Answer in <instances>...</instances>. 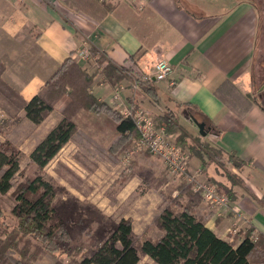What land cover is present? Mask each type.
Wrapping results in <instances>:
<instances>
[{
  "label": "trees",
  "instance_id": "1",
  "mask_svg": "<svg viewBox=\"0 0 264 264\" xmlns=\"http://www.w3.org/2000/svg\"><path fill=\"white\" fill-rule=\"evenodd\" d=\"M101 2L106 8H112L109 1ZM88 60L97 65L95 70L90 71L85 66ZM136 63L133 57L124 63L113 62L91 45L86 60L67 57L38 93L25 100L3 78L5 63L0 59V95L16 110L11 115V111L5 108L7 117L2 121L4 124H0V130L19 111L24 112L21 118L34 124L43 123L53 111L60 114L59 120L35 142L30 152V159L36 167L32 174L22 177V151L9 140L0 141V218L6 209L15 220L13 226L0 222V264H39L41 256L46 254L54 257V264H139L143 256L154 264H264V232L256 230L253 225L241 229L236 239L228 240L201 224L205 216H199L197 221H188L192 224L190 229L185 227L187 221L183 220L177 224L176 231H169L168 223L158 216L163 234L153 238L145 232L135 233L130 218L105 216L96 205H84L58 196L57 186L45 177L44 168L66 144L75 136L87 139L80 125L88 128L91 134L102 136L105 129H112L113 138L107 151L110 160L115 163L123 153L131 150L139 137L135 121L95 95L92 87L95 83L107 82L117 89L126 80L130 86L136 83L152 100H157L160 96L159 80L144 79L136 70ZM215 94L241 117L246 116L253 104L264 108L258 93L244 94L227 79L218 85ZM60 101L64 104L58 107ZM181 106L185 109L180 113ZM197 111L195 104L178 103L177 108H166L164 112L155 114L154 124L158 128L164 127L166 134L187 148L190 155L198 156L199 171L207 174L209 182L218 187L219 193L232 200L235 194L233 186L243 183L239 172L246 160L204 139L200 133L189 132L181 123L180 116L192 119L197 117ZM139 154L133 162L136 163ZM144 154L152 155L148 151ZM213 165L215 173L209 171ZM134 170V174L148 187L159 189L169 181L164 170L157 172L145 165ZM220 177L225 180H220ZM192 185L191 181L181 179L175 188L163 193L191 218L203 201L201 191L195 190ZM174 190L178 191L176 195H173ZM162 216L167 218L166 214ZM82 233L88 239L85 243L80 239ZM34 239L37 242H32Z\"/></svg>",
  "mask_w": 264,
  "mask_h": 264
},
{
  "label": "crops",
  "instance_id": "2",
  "mask_svg": "<svg viewBox=\"0 0 264 264\" xmlns=\"http://www.w3.org/2000/svg\"><path fill=\"white\" fill-rule=\"evenodd\" d=\"M107 1L111 9L101 0H0V59L5 63V81L30 100L60 64L75 57L86 43L116 63L133 57L141 73L166 59L173 72L158 82L160 96L155 101L129 81L117 89L99 82L92 90L107 102L118 90L151 116L177 108L178 103L195 104L194 118L204 122L208 131L204 139L246 160L239 172L243 183L233 186L231 200L239 216L230 212L217 220L204 201L195 215L205 216L201 224L228 240L233 227L240 230L253 225L264 232V108L253 104L241 117L215 94L226 79L244 94L255 93L254 60L258 48L264 47L263 14L255 3L260 0ZM180 121L192 134L200 133L193 119L181 115ZM199 169L200 160L193 154L191 173ZM209 171L215 173V165Z\"/></svg>",
  "mask_w": 264,
  "mask_h": 264
},
{
  "label": "rangeland",
  "instance_id": "3",
  "mask_svg": "<svg viewBox=\"0 0 264 264\" xmlns=\"http://www.w3.org/2000/svg\"><path fill=\"white\" fill-rule=\"evenodd\" d=\"M255 3L260 8L264 20V0ZM219 4L223 5L224 3L220 2ZM254 61L253 92H258L259 100L264 104V89H260L261 85L264 83V47L258 48ZM153 64L150 66V70L145 72H150ZM85 66H87L90 71L97 68V65L89 60L85 62ZM99 78L100 77H97V79ZM127 83L128 81L123 80L120 87L125 88V84ZM122 96L126 99L123 93ZM63 104L64 102L60 101L58 107ZM5 108L11 111V115H14L16 112L13 105L8 103V101L0 95V124H4L2 121L7 117ZM57 112L58 111L54 114H50L46 118L47 120L45 123L34 124L26 118H21L20 116H22L24 112L19 111L16 117L9 118L10 123H5V127L0 130V141L4 142L5 140H9L23 153L21 161L22 177L34 172L36 167L30 159V152L35 142L53 125L51 122L60 116ZM80 126L83 133L85 132L84 134L87 139H80L75 136V138L66 144L59 155L51 160L43 170L45 177L57 186L58 196L77 200L80 204L84 205H96L105 216L110 215L115 219H120L121 217L130 218L133 221L135 233L142 234L145 232L153 238H157L163 233V230L160 229L158 225V216H161L164 221L168 223L167 228L169 231L178 230L177 224L182 223L183 220L187 221V224H184L186 228H192V224L189 223L190 220H194V218L196 220L198 217L195 214L194 217L192 216L193 218L187 217L179 207L172 203L169 197H166V195L165 197L163 196V193L166 194L169 190L175 188L180 183L181 179H185L184 177L169 173L165 165L163 167V161L158 156L148 160L147 158H150L153 154L145 155L144 152L138 155L136 163L133 162V160L137 153L128 161H124V156L127 152L123 153L121 159L115 163L110 160L108 156L109 152L107 151L113 138L112 129H105L102 136L100 134H91L88 128L83 125ZM191 157L192 155H190V160ZM132 164L135 166L134 169H136L137 166L142 167V165L150 166L157 172L163 169L169 181L163 186L161 185L158 187L159 189L148 187L137 174H134L135 170L132 168ZM189 171L190 173L192 172L190 168ZM202 174L208 177L206 173ZM220 180H225V178L220 177ZM192 186L196 189L194 184ZM216 188L218 189L217 186ZM221 191L224 192L222 189ZM177 192V190H174L173 195H176ZM217 192L219 191L217 190ZM203 201L207 202L204 198ZM232 205L238 207L234 203H232ZM214 213L215 211L213 215ZM226 213L227 211L223 210L221 215L215 214V217L222 218ZM165 214L167 218L162 216ZM1 221H5L6 224L10 226L15 224L13 216L6 209L5 214L0 218V222ZM90 222L92 223V219H89V223ZM93 224L94 226L97 225L96 222ZM240 230L236 227L231 228L230 240L236 239L237 233ZM80 239L83 243L88 241L87 236L83 233L80 235ZM32 242L37 241L34 239ZM33 248L34 246H32V249ZM38 262L39 264H54V257L50 254H46L41 256ZM139 264L154 263L147 256H143Z\"/></svg>",
  "mask_w": 264,
  "mask_h": 264
},
{
  "label": "built area",
  "instance_id": "4",
  "mask_svg": "<svg viewBox=\"0 0 264 264\" xmlns=\"http://www.w3.org/2000/svg\"><path fill=\"white\" fill-rule=\"evenodd\" d=\"M88 57L89 45L86 43L75 55V58L86 60ZM172 72V65L166 59H159L153 64L150 72H140V74L144 79L155 78L160 81L169 78ZM171 83L175 82L172 80ZM134 86L138 87L136 83ZM109 102L125 117H131L139 131V137L134 141L132 149L124 156V161H128L136 153L148 151L164 162L169 173L193 182L216 214L221 215L222 211L226 210L227 213L233 212L235 216H239V208L233 206L227 196L217 192L216 186L209 182L205 174L200 171L196 174L190 173L189 150L177 144L172 136H168L164 127H156L153 117L148 112L138 107L134 102L126 101L118 90L113 91Z\"/></svg>",
  "mask_w": 264,
  "mask_h": 264
},
{
  "label": "water",
  "instance_id": "5",
  "mask_svg": "<svg viewBox=\"0 0 264 264\" xmlns=\"http://www.w3.org/2000/svg\"><path fill=\"white\" fill-rule=\"evenodd\" d=\"M262 88H264V84H263ZM192 119L195 122V124L198 126L200 134L203 136H206L208 134V131L206 130V124L204 122L198 121L194 117Z\"/></svg>",
  "mask_w": 264,
  "mask_h": 264
}]
</instances>
